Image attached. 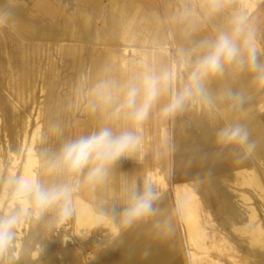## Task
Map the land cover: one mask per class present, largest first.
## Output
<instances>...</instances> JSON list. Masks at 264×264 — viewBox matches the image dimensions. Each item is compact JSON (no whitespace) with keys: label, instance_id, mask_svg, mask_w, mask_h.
Listing matches in <instances>:
<instances>
[{"label":"rangeland","instance_id":"374dc122","mask_svg":"<svg viewBox=\"0 0 264 264\" xmlns=\"http://www.w3.org/2000/svg\"><path fill=\"white\" fill-rule=\"evenodd\" d=\"M13 1L24 4V19L28 25L38 18L47 31L58 32V40L19 38L12 27L19 22L14 16H11L5 25L0 26V44L7 53H19L11 46L14 43L22 46L24 44L27 49L32 48L33 44H40L39 60L41 78L44 81L43 83L37 77L38 87L32 103L31 98H28L31 95L27 91L22 93V98L18 97L19 91L15 84L19 79V72L12 66L4 67L8 82L0 84V150L4 165L0 182L12 166L13 155L20 154L23 159L19 162L22 161V164L26 158V150L22 149V136L17 135L19 128H14V121L18 120L19 116L25 115L31 120L30 128L27 129L28 143L39 121L35 120L39 110L42 113L40 127L47 117L50 118V127H56L58 118V128L61 130L58 136L59 148L65 141L87 135L108 121L111 108L92 111L90 107V102L94 99L93 89L100 81L111 78L123 82L145 69L160 70L165 67L175 70L176 81L173 89L160 98L147 119L139 126L140 146L119 161L122 177L119 173L111 179L107 178L108 180L104 181V193L103 182L94 186L86 184L92 197L95 196L94 200L105 201L106 214L111 215L112 223L118 230L117 235L112 236L107 227L99 225L90 232L86 240L79 242L74 229V213L67 220L57 222L54 219L55 214L47 212L39 218L24 221L26 226L20 229V239L19 230L16 229L14 247L8 256L0 257V264H137L133 251L138 249L143 253L150 250L155 238L167 244L166 246L177 255L179 264H191L190 255L195 250L185 241L184 227L174 200V191L180 185H186L195 192L200 204L199 214L204 232L216 240H227L237 249L239 256L245 259L246 264H258L256 257L249 256L248 251L251 248L247 236H239V233L234 232V227L242 226L245 222L248 207L255 209L257 218L260 223L263 222L264 227V202L251 187L237 184L235 168L254 171L264 185V86L255 83L253 74L248 72L250 76L241 73V77L254 84L249 86L251 92L246 88V93L241 91L245 85L237 79L229 88L230 73L233 77L239 72L226 71L223 78L207 84L210 102L195 99L183 112L175 116H166L161 111L168 103L172 91L178 90L187 79V69L180 62V50L192 49L201 40L213 37L217 31L225 30L226 25L221 16H214L215 12L210 11L213 0H143L142 14L149 16L146 22L140 20L139 13L135 11L140 7L131 4L133 0H128L131 5L113 0L112 9L108 0H102L100 12L95 14L79 13L86 8L80 0ZM219 7L220 12L230 19L240 13L247 15L255 31L257 57L264 61V0H219ZM111 14L114 18H110ZM88 15L94 20L91 18L92 21L87 23L90 29L86 38L82 41L70 39L73 26L80 23L79 17L82 20V17ZM146 29L150 30V33H147L149 35L152 34L151 29L159 31V44L148 41L145 37ZM102 33L104 38H97ZM1 56L4 57V54L1 53ZM48 62L54 65L55 77L49 73ZM51 80L55 83L51 88L53 90L47 87ZM227 90L241 93L244 97L243 104L236 105L225 99L223 93ZM24 110L26 112L23 113ZM230 112L234 117L230 116ZM244 120L254 122L249 139L256 142L255 151L242 158L244 153L238 147L222 148L217 145L223 160L220 173L213 179V188L208 187L206 178L196 179L188 176L187 151L193 146L201 162L205 163L203 136L207 135L215 142L217 131L226 123H240ZM114 126L131 127L124 119L116 121ZM47 135L49 136L48 132L44 137ZM151 174L160 177L165 187L154 183ZM127 181H131V185L140 190L150 184L155 193L161 194L162 190L168 193L179 245L164 233L165 225L157 219L156 212L144 220L124 226L122 213L128 200L125 189ZM112 184L117 188L110 190L109 186L113 187ZM1 193L2 187L0 198ZM243 196H247L250 201L244 203L241 199ZM4 202L5 204L0 206V213L4 211L8 201ZM43 219L48 220V226H44ZM237 220H241V223L234 224ZM34 222L39 223V226L36 225L37 231L31 233ZM126 231L135 237H126ZM18 240L21 249L16 248ZM205 243L209 245L210 239L207 238ZM34 253L37 254L36 257H32ZM198 253L200 256L201 252ZM259 253L264 254V249ZM210 254L213 257L200 256L204 258L203 264H210L211 259L216 260V252L210 251ZM158 256L160 255L157 254ZM220 263L229 264L225 257L220 259Z\"/></svg>","mask_w":264,"mask_h":264},{"label":"clouds","instance_id":"9594fccd","mask_svg":"<svg viewBox=\"0 0 264 264\" xmlns=\"http://www.w3.org/2000/svg\"><path fill=\"white\" fill-rule=\"evenodd\" d=\"M220 10L219 0H213L211 12ZM12 16L11 11L0 8V26ZM255 31L244 13L232 18L230 27L217 31L213 37L201 40L194 48L180 50V62L187 69V79L178 90H173L163 108L166 116L181 113L195 99L211 97L207 84L221 79L229 69L253 74V80L264 86V61L257 57L254 44ZM176 81L172 67L160 70L145 69L123 82L102 80L93 89L92 111L111 108L108 121L87 135H80L62 143L58 149L45 150L44 170L41 174H12L2 179L0 187L7 193V205L0 213V257L8 256L14 247L18 226L29 218H39L53 212L57 222L72 216L73 197L82 185L102 183L112 167L121 158L134 152L141 143L139 126L147 119L151 109L167 93ZM225 99L242 105L244 97L239 92L227 90ZM124 119L131 127H115L116 121ZM54 134L61 130L54 128ZM250 132L240 123H226L215 136L220 147L236 146L244 157L256 149L250 141ZM211 175V173H209ZM156 193L150 184L143 190L133 186L122 222L130 226L152 216Z\"/></svg>","mask_w":264,"mask_h":264},{"label":"bare ground","instance_id":"6f19581e","mask_svg":"<svg viewBox=\"0 0 264 264\" xmlns=\"http://www.w3.org/2000/svg\"><path fill=\"white\" fill-rule=\"evenodd\" d=\"M20 4L21 3H14V1L12 0H0V8L11 11L12 16L18 18L19 20L17 25L12 26L15 34L19 38H23V39L26 38L27 40L28 39L29 40L43 39L42 34H45V32H47L46 29H44L38 23L28 25V22L25 21L24 19L25 18L24 10L22 9ZM84 27L87 31L90 29V27L88 28V25H84ZM84 36H86L85 33L82 35L77 34L76 37L81 40V39H84L83 38ZM100 37L104 38V34L102 33L100 34V36L99 35L97 36V38H100ZM11 46H13L14 47L13 49L17 50L19 53L18 54L16 53L10 54V52L7 53L4 50V46L0 44V84H2V82L4 81L8 82L7 72H5V68H4L5 65H8L9 68H11L12 66L19 72V79L17 81V84H15L17 85V90L19 91L18 97L22 98V93L27 91L31 95L28 98H31L32 103H34V93L37 90L36 87H38L37 77L40 79V81L44 83V81L41 78L42 71H41V65H40V60H39L40 44H33V47L30 49H27L26 47H24L25 46L24 44L22 46V45H18L14 43ZM1 53L4 54V57L1 56ZM111 60L113 59L111 58ZM53 67L54 65L48 62L49 73L53 77H55L56 75L53 70ZM54 84L55 83L52 82V80H51V83L47 84L48 85L47 87L49 88V90L52 87H54L53 86ZM42 90L43 89H41V91ZM47 92H50V91H47ZM0 109H1V104H0ZM24 112H26V110H24L23 113ZM41 114L42 113L39 110L35 120L40 121L42 117ZM229 114L231 117H234L231 112ZM47 119L45 122L43 120L44 123L42 127L39 126L40 125L39 121L36 123L37 126L35 127V130L32 133L29 143L27 140V133H28L27 129L30 128L29 126L31 124V120H28V117L23 115V117L19 116L18 120L14 121L15 122L14 128H19L17 135L22 136V149L24 148L26 150V158L24 160V163L22 164V161L19 162V160L21 159L19 156L20 154L18 155L17 153L13 155L12 166L9 167L7 176L12 175V174H16V175L41 174L42 175L43 170H44V163H45V157H44L45 150L58 149V141H59L58 136H60V135L54 134V131H53L54 128L58 127V118L56 121L57 126L53 127L51 125L52 128L50 127V123H49L50 118L47 117ZM240 124H243L244 126H246L249 132L253 130L254 122H252L251 120L241 121ZM47 132L49 136L47 135V137H44V135H46ZM203 137L204 138L202 142V149L204 151L205 163L201 162L200 156L196 152V149L192 146L190 148V151H187V157H188L187 173H188V176L196 178V179L206 178L208 180L206 184H208V187H212L214 185L213 179L217 177V175L220 173V169H222L221 162L223 160V155L222 154L220 155L218 153L220 151H218L217 149V144L211 138L207 137V135ZM2 160L3 159L1 157V150H0V176L4 170L3 169L4 165H3ZM118 163L112 167L107 178L111 179L115 176V174L118 175L119 173H120V176L122 177V169L120 168ZM235 170H236V176H237V180H236L237 184L239 186H245V187L248 186V188L251 187L253 191H255L257 195L260 197L261 201L264 202V185H263L262 180L258 177V175L254 171L248 172L244 169H241L240 167H236ZM209 173H211V175H209ZM263 176H264V172H263ZM42 178L48 179L47 177H44L43 175H42ZM106 179L104 181H106ZM151 179L154 183L158 184L160 187L162 188L165 187V184L160 177H156L154 174H151ZM104 181H103V193L105 191ZM130 182L131 181H129L128 183L127 181L126 187H125V189L127 190V199L129 197L130 189L133 187V185H131ZM116 188L117 187L115 186V184L113 185V187L109 186L110 190H113ZM1 194L2 195L0 198V206L2 207L5 204L4 201H7V193L2 189ZM156 195H157V199L155 200L153 206L154 208L158 209V211H156L157 219L161 220L163 224L165 225L164 233L171 236L172 239L175 240V242H177L178 237L176 234V228H175L172 210L170 207V199L168 197V193L162 190L161 194L156 193ZM94 197H92V194L90 193L87 185L81 187L80 190L77 193H75V196L73 199V208H74L73 213H74V223H75L74 229H75L77 240L79 242H83L84 240H86L90 232L99 225L107 227L111 231L112 236H116L118 233L116 225L112 223L111 215L106 214L107 210L104 206L105 201L94 200ZM241 199L244 203H247L250 201V199L247 196H243L241 197ZM174 200H175V203L178 209L181 223L184 227L185 237H186L185 241H187L186 243H188V245L195 250V252H192L190 255L191 264H203L204 258H201L200 256H204L208 258L213 257L211 254L209 255L210 251H214L217 254V256H215L216 260L211 259L210 264H221L220 259L222 257H225V259L227 258V262L229 264H246L245 259L239 256L237 249H235V247L232 246L227 240H225L224 238H219V240H216L214 237H209L204 232L202 228V223L200 221L199 200L195 192L192 189H190L186 185H180L176 187V190L174 191ZM46 220L43 219L42 221L44 226L47 225ZM235 223L240 224L241 220L234 221V224ZM37 224L39 223L34 222L31 233L32 231L33 232L37 231V227L39 226ZM41 224L42 223H40V225ZM25 226L26 225L23 222L17 228L19 230V234H18L19 239H20V236L22 235L20 229L24 228ZM263 228H264L263 222L260 223V220L257 218V213L253 207H248L247 219L245 220L244 223H242V226L238 225L234 227V232L239 233V236L240 235L247 236V242L249 244V247L251 248V250L248 251L249 256L256 257L258 259V262H257L258 264H264V254L259 253L264 249V229ZM125 233H126L125 234L126 237L128 238L135 237V236L132 237L129 231H126ZM211 236H214V235H211ZM207 238L210 239L209 245L205 243ZM19 241L20 240H18L16 243L17 249H21V244ZM166 245L160 240H157L155 238L153 240L152 248L150 250L143 251V253H140L138 249L133 251L135 262L137 264H179L180 262L177 259V255L171 249H169ZM177 245H179L178 242H177ZM154 251H157L155 253H157L160 256L157 257V254H155ZM198 251L201 252L200 256H199ZM36 256H37L36 253L32 255V257H36ZM48 264H51V263H48Z\"/></svg>","mask_w":264,"mask_h":264},{"label":"crops","instance_id":"0c3cea01","mask_svg":"<svg viewBox=\"0 0 264 264\" xmlns=\"http://www.w3.org/2000/svg\"><path fill=\"white\" fill-rule=\"evenodd\" d=\"M80 2L86 8L84 10H80L79 13H83V12L85 13V12H87L89 14H93V13L95 14L97 12H100L102 0L101 1H98V0H80ZM113 2H114L113 0H108V3L111 6V9H112V5L114 4ZM14 3H16V2H14ZM120 3H122L124 5H131V4L138 5L140 8L139 9H135V11H137L139 13L140 20H143L144 22L148 21V17L149 16L147 14H145V15L142 14V8H141V6H142V3H143V0H133L131 2V4L129 3L128 0H120ZM20 5H21V7H23L24 4L23 5L20 4ZM22 9L25 11V7L22 8ZM220 11L221 10H219V11H217L215 13L213 12V13H214V16L215 15L221 16V18L223 19V23L226 25L225 28H224L226 30V29H228L230 27V24H231V21H232V18L233 17L230 19L229 16H224ZM111 17L114 18L113 14H111L110 18ZM91 18L92 17H89V15L88 16H84V17H82V20H83L82 21L80 19V17H79L80 23L77 26H73V28H72L73 30L70 32L69 38L70 39H75V38L78 39L76 37L77 34H80V35H82L84 33L87 34V32H86L87 30L85 29L84 25H88L87 23H90L92 20H94V18H92V20H91ZM36 23H38L39 25H41L43 27L42 22H40V20L38 18H37V20H35L34 23H31V24H36ZM83 23H86V24H83ZM89 27H90V25H88V28ZM175 28H177V27H175ZM146 30H147V32H145V34H146L145 37L148 38V41L151 42L152 44H156V43L159 44L158 42L160 41V37H161L159 35V31H157L155 29H153V30L151 29V33L152 34L149 35L147 33L148 32L150 33V30L149 31H148V29H146ZM42 37H43V39H46V40H48V39L49 40H52V41L58 40V32H49V31H47V32H45V34H42ZM83 38H85V36ZM43 39H41V40H43ZM78 40H80V39H78ZM80 41H82V39ZM229 71L233 72L232 69H229L228 70V73H229ZM241 73L242 74H246L247 76H250L251 75L247 71H243V72H239V74L236 73L237 75H235V76L233 75V77H232L231 76V73H230V75H229V81H228V87L230 86L229 88H231L232 85H233V83H234V81H236V79H237V80L241 81L242 84L245 85L244 87L241 88V91H243L244 93H246V91L244 90V88H246V89H249V92H251L250 87L252 85H254V84L252 82H250L249 79H248V81H249L248 82L245 78H242L241 76H243V75ZM230 78H231V80H230Z\"/></svg>","mask_w":264,"mask_h":264}]
</instances>
